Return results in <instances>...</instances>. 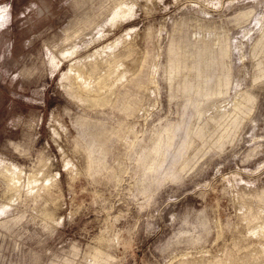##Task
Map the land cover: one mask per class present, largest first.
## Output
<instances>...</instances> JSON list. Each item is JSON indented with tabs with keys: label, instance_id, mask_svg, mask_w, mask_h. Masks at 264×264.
I'll return each instance as SVG.
<instances>
[{
	"label": "rangeland",
	"instance_id": "obj_1",
	"mask_svg": "<svg viewBox=\"0 0 264 264\" xmlns=\"http://www.w3.org/2000/svg\"><path fill=\"white\" fill-rule=\"evenodd\" d=\"M13 5L0 264H264V0ZM78 61L100 103L75 94Z\"/></svg>",
	"mask_w": 264,
	"mask_h": 264
},
{
	"label": "bare ground",
	"instance_id": "obj_2",
	"mask_svg": "<svg viewBox=\"0 0 264 264\" xmlns=\"http://www.w3.org/2000/svg\"><path fill=\"white\" fill-rule=\"evenodd\" d=\"M2 11L3 10H0V13ZM124 13H126L124 10H122V11L120 10L117 14L118 15H123ZM1 16L2 15L0 14V17ZM0 21H1V19H0ZM76 53H77V50H74L73 49V51H72V49H71V52L68 50V52L66 53V57L70 59ZM63 56H65V54ZM81 61H83V60L81 59ZM94 66L93 65H90L89 63L87 64L85 62L83 63V62H79L78 61L77 64H74V65H72L70 67V69L68 71L69 72L68 74L71 77V80H72V83H73L72 86H73V90H74L75 94H77L78 96H80L82 98L90 99V100H92V102L100 103L101 97H102L101 94L102 93H105V92H108V88H107L108 85L106 86V84L103 83V82L102 83H98V84H96L94 82V78L95 77L92 78V75H93V73L96 70ZM118 70H119L117 72L118 75L116 76V82L117 83H119L120 79H122L125 76V74L127 73V70H126L125 66H123L122 64H119L118 65ZM96 76H98V75H96ZM104 137H105V135H104ZM173 139H174V137H171L170 140L168 141L166 147H165V153H163V162L159 165V168L162 166V164L166 160V157H167L166 154H167L168 150H170L171 147H172ZM155 147H156V148H154L155 149V154H154L155 157L153 158V161H155V163H156V161L159 159V157L161 155L162 146L159 144L158 146H155ZM150 158H152V157L150 156ZM91 165H92V168H100V166L103 165V162L101 160L98 161V162L93 161ZM98 171H99V169H98ZM11 180H12V178H11ZM12 181L15 182V180H12Z\"/></svg>",
	"mask_w": 264,
	"mask_h": 264
},
{
	"label": "flooded vegetation",
	"instance_id": "obj_3",
	"mask_svg": "<svg viewBox=\"0 0 264 264\" xmlns=\"http://www.w3.org/2000/svg\"><path fill=\"white\" fill-rule=\"evenodd\" d=\"M1 5H7L8 12H9V21H8V23L6 25H9V26L12 27L13 26V21H15L14 20L15 10H14V5H13V0H0V6ZM41 10H40V12L42 13Z\"/></svg>",
	"mask_w": 264,
	"mask_h": 264
}]
</instances>
